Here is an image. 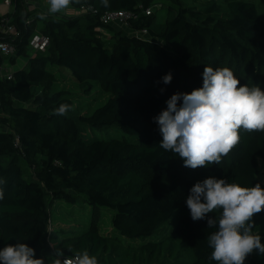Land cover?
Here are the masks:
<instances>
[{
  "label": "trees",
  "instance_id": "trees-1",
  "mask_svg": "<svg viewBox=\"0 0 264 264\" xmlns=\"http://www.w3.org/2000/svg\"><path fill=\"white\" fill-rule=\"evenodd\" d=\"M221 1L198 10L185 0H162L165 17L157 21L155 12L145 14L157 0H108L107 7L102 0H73L79 14L60 19L37 18L23 0H12V11L0 16V43L15 52L9 59L0 55V70L19 58L26 63L10 80L0 77V249L23 242L45 261L54 260L55 251L66 257L87 251L99 264H189L190 256V264H217L207 237L218 225L193 221L187 197L209 177L264 187V132L241 130L240 143L219 165L190 169L160 147L154 117L173 94L202 87L206 66L230 68L241 86L264 91L257 0ZM121 11L134 16L125 28L101 22L106 13ZM142 30L143 38L131 34ZM36 33L48 38L49 47L32 55ZM169 72L173 79L164 84ZM67 81L111 98L90 115L78 114L71 93L56 89ZM61 104L71 105L65 116L54 114ZM57 201L88 207L80 233L50 230L49 209ZM101 208L113 212L110 231L103 229ZM175 214L170 235L157 238ZM253 219V231L264 241V211ZM183 253L188 257L180 261ZM245 264H264V257L251 254Z\"/></svg>",
  "mask_w": 264,
  "mask_h": 264
},
{
  "label": "clouds",
  "instance_id": "clouds-1",
  "mask_svg": "<svg viewBox=\"0 0 264 264\" xmlns=\"http://www.w3.org/2000/svg\"><path fill=\"white\" fill-rule=\"evenodd\" d=\"M72 3L73 0H49L48 14L62 12ZM102 3L108 6V0ZM40 18L44 19V14ZM202 77V87L190 93L173 94L166 101L167 108L154 117L163 138L160 147L178 154L183 166L190 169L219 165L240 143L241 130L264 132V91L259 86H241L227 67L206 66ZM172 79L171 72L162 77L164 84H170ZM70 110L71 105L61 104L54 114L65 116ZM3 198L4 191L0 188V200ZM186 204L193 221L207 218L209 228L218 225L207 237L213 249L210 259L217 264H245L253 252L264 255L261 236L253 231L254 216L264 211V187L259 183L243 187L209 177L191 187ZM217 211L219 217L208 216ZM54 255L51 264H99L87 251L72 257H66L62 251H55ZM0 264L46 262L44 258H35L32 247L17 242L0 249Z\"/></svg>",
  "mask_w": 264,
  "mask_h": 264
},
{
  "label": "rangeland",
  "instance_id": "rangeland-1",
  "mask_svg": "<svg viewBox=\"0 0 264 264\" xmlns=\"http://www.w3.org/2000/svg\"><path fill=\"white\" fill-rule=\"evenodd\" d=\"M161 1L157 0L155 6H152L151 9H149L152 12L156 13L157 21L163 20L165 17L166 4H164ZM185 1H186L187 6L189 7L194 6L198 10H202L204 7V3L209 0H195L196 3H194V5L192 4L190 0H185ZM214 1L217 4L222 3L221 0H214ZM0 3H2V0H0ZM254 4L258 12L260 22L262 26H264V5L259 0L255 1ZM0 6L2 9L1 10L2 13L7 11V9L2 4ZM159 9H162V10L158 11ZM20 62L25 63L26 58H21ZM20 62L18 61L19 65H20ZM10 68L13 69V71H16L18 68L20 69L18 65L12 66ZM5 75H6V72H3L2 76H5ZM60 77H65V76L61 74ZM56 89H65L66 91L71 93V95L74 97L72 111L78 114L90 115L95 109L101 107L109 98H111L109 94H100V90L97 89V87H95V90L91 91V94L84 93L83 91L80 90V88L77 85L71 82H68V81L64 83L63 85H57ZM1 131L2 130L0 128V132ZM112 132H115V131H111L110 133L112 134ZM20 167L23 171L24 178L29 180V176H30L29 170L23 165V163L20 164ZM261 183L264 184V179H261ZM88 211H89L88 207L87 206L83 207L80 201H78L74 206H70L64 201H57L49 209L50 220L52 222V225L50 226V230L51 229H54V230L62 229L64 233H68V232L69 233L71 232L70 234L80 233L81 232L80 227L84 226L83 225L84 217L87 216ZM99 212H100L101 221L103 224L102 225L103 229L110 231L111 230V218L113 216V212L105 208H101ZM176 221H177V215L175 214L171 218V220L168 222V224L165 226L164 231L160 232L159 235H157V238H162V237L164 238V237L169 236L173 228L176 225ZM84 229L82 231H84ZM261 242L264 243V241H261ZM254 256L258 259H260L261 256L264 257V255H261L258 252L255 255L253 252V257ZM187 257L188 256H186L183 253L180 255L179 260L182 261L184 258H187ZM192 261H193V258L190 256L187 262L190 264Z\"/></svg>",
  "mask_w": 264,
  "mask_h": 264
},
{
  "label": "built area",
  "instance_id": "built-area-1",
  "mask_svg": "<svg viewBox=\"0 0 264 264\" xmlns=\"http://www.w3.org/2000/svg\"><path fill=\"white\" fill-rule=\"evenodd\" d=\"M3 6H5L7 9L12 10V0H2ZM87 10L90 11V8H81V11ZM151 13V10H146L145 14L149 15ZM134 18L132 13L129 12H110L106 13L102 18L101 22L105 25H114L118 26L119 28H125L128 26V23L130 20ZM6 33L13 35L15 32L12 28H8L6 30ZM133 37L135 38H143L147 36V31H137L131 33ZM49 47V40L48 38L42 36L39 33H36L32 36L29 42V53L30 54H36V53H44L47 48ZM14 48L10 44L7 43H0V55H2L5 59H9L14 56ZM8 63L5 62L3 64V67L0 71L5 70L6 67H8ZM2 78H6L7 80L11 79V74H6L5 76H2ZM262 240V239H261ZM253 255V254H252Z\"/></svg>",
  "mask_w": 264,
  "mask_h": 264
},
{
  "label": "crops",
  "instance_id": "crops-1",
  "mask_svg": "<svg viewBox=\"0 0 264 264\" xmlns=\"http://www.w3.org/2000/svg\"><path fill=\"white\" fill-rule=\"evenodd\" d=\"M24 6L27 8L28 11H33L35 14V17L40 18L41 14H44L45 18L47 17H52L55 19H60L62 17H75L77 16L79 13L76 9H73L71 7V5H69L68 9L63 10L62 12L56 13V14H48V8L50 7L49 5V0H23ZM2 3H0L1 5ZM3 5V4H2ZM5 7V6H4ZM6 8V7H5ZM7 9V8H6ZM1 6H0V16H4L8 13H10L12 10L7 9L6 12L2 13L1 11ZM42 26V23L39 22L38 23V28ZM18 61H21V58L17 59L16 62L14 63L13 66H19L20 68H22L25 63L24 62H20V65L18 64ZM10 67L12 66H8L5 68V70L0 71V77H2L3 72H6V74H11L13 71V69H11ZM19 69V68H18ZM2 72V74H1ZM257 252H254V255ZM47 264H51L50 259L46 261Z\"/></svg>",
  "mask_w": 264,
  "mask_h": 264
}]
</instances>
